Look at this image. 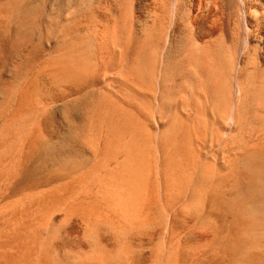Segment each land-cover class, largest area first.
Masks as SVG:
<instances>
[{"label":"bare ground","instance_id":"6f19581e","mask_svg":"<svg viewBox=\"0 0 264 264\" xmlns=\"http://www.w3.org/2000/svg\"><path fill=\"white\" fill-rule=\"evenodd\" d=\"M0 195V264H264V0H0Z\"/></svg>","mask_w":264,"mask_h":264},{"label":"rangeland","instance_id":"374dc122","mask_svg":"<svg viewBox=\"0 0 264 264\" xmlns=\"http://www.w3.org/2000/svg\"><path fill=\"white\" fill-rule=\"evenodd\" d=\"M0 200H1V195H0ZM60 212V211H59ZM56 219L57 221H61L62 220V213H58L56 212ZM71 219V220H70ZM69 219V222L67 223V225L65 224V228H64V233L70 237V238H73V239H80L82 237V234H83V224L82 222L76 218V217H72ZM75 219V220H74ZM190 223H186L183 225V228L181 227L182 229V232L183 233H180V234H193L195 236H198L199 238H203L206 234V232H204L205 230L202 228H196V226L193 224H190ZM181 231V230H180ZM178 230V232H180ZM201 231V232H200ZM200 234V235H199ZM62 240H57L56 241V247L59 248L60 250H65L66 249V244L64 243ZM141 257H140V260H139V264H148L149 263V252L148 250L146 249H143V251L141 252ZM143 255V256H142ZM143 261V262H142Z\"/></svg>","mask_w":264,"mask_h":264}]
</instances>
